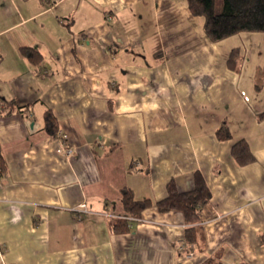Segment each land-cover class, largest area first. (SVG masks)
<instances>
[{"label": "crops", "instance_id": "0c3cea01", "mask_svg": "<svg viewBox=\"0 0 264 264\" xmlns=\"http://www.w3.org/2000/svg\"><path fill=\"white\" fill-rule=\"evenodd\" d=\"M259 34L213 41L188 0H0V92L29 110L0 116V264H264ZM240 139L252 161L234 156ZM196 170L212 195L195 244L182 211L125 209L123 187L157 201L171 179L192 189ZM120 218L128 231L113 230Z\"/></svg>", "mask_w": 264, "mask_h": 264}, {"label": "trees", "instance_id": "16d2710c", "mask_svg": "<svg viewBox=\"0 0 264 264\" xmlns=\"http://www.w3.org/2000/svg\"><path fill=\"white\" fill-rule=\"evenodd\" d=\"M193 14L205 17V31L213 41H219L230 35L243 31L264 32V0H188ZM34 61L40 58L34 48H23ZM228 63L235 66L240 61V49L232 48ZM1 85V79H0ZM1 90V88H0ZM28 105H23L16 98H4L0 92V116L14 112L28 114ZM44 128L52 135H58L59 125L55 114L47 109L44 115ZM222 139L231 137L227 123L218 129ZM233 154L241 163L252 161L254 156L245 139L237 140L233 145ZM8 171V164L0 142V178ZM167 195L157 201L151 199H136L133 189L122 188V200L125 209L136 219L142 216V211L150 206H156L160 211H182L186 221L185 236L189 243L195 244L198 240V223L201 220L203 206L211 198V190L199 170L195 171L194 187L187 191H180L176 182L171 179L167 185ZM130 229V220L116 219L113 222L115 232H126ZM201 264H209L205 261ZM238 264H252L242 261Z\"/></svg>", "mask_w": 264, "mask_h": 264}, {"label": "rangeland", "instance_id": "374dc122", "mask_svg": "<svg viewBox=\"0 0 264 264\" xmlns=\"http://www.w3.org/2000/svg\"><path fill=\"white\" fill-rule=\"evenodd\" d=\"M261 34H259L260 39H258V43L260 44V47L257 45L258 48L254 49V52L256 54H254L251 62H250V66L249 67H264V36H260ZM264 35V34H263ZM262 37V39H261ZM245 43H243L244 46ZM254 46H250V48H253ZM242 49L244 50V47H242ZM263 51V53H262Z\"/></svg>", "mask_w": 264, "mask_h": 264}, {"label": "built area", "instance_id": "2783aa9c", "mask_svg": "<svg viewBox=\"0 0 264 264\" xmlns=\"http://www.w3.org/2000/svg\"><path fill=\"white\" fill-rule=\"evenodd\" d=\"M242 94L244 95V97H245L246 100H249V95L246 93V91L243 90V91H242ZM57 136L60 138V137L62 136V132L59 131ZM63 149H64V151L67 152L68 154L72 152V149H71L70 147H65V148H63ZM83 206H85V204H83ZM189 247H190V246L188 245V243H187V241H186L185 239H180V240L178 241L177 248H178L179 250H181V251H182V250H187V256H188V257L194 256V251H193V249L191 250Z\"/></svg>", "mask_w": 264, "mask_h": 264}]
</instances>
